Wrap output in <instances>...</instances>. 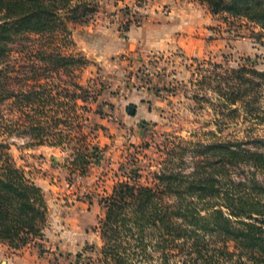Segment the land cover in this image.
I'll use <instances>...</instances> for the list:
<instances>
[{"label": "trees", "instance_id": "1", "mask_svg": "<svg viewBox=\"0 0 264 264\" xmlns=\"http://www.w3.org/2000/svg\"><path fill=\"white\" fill-rule=\"evenodd\" d=\"M193 1L214 15L244 18L264 31V0ZM92 3L0 0V106L7 102L20 113L16 120L0 122V137L21 128L29 147L72 145L70 164L82 174L94 154L72 111L76 99L85 110L88 100L96 97L82 85L73 84L81 93L76 95L46 80L49 71L70 72L89 64L82 55L63 54L52 41L70 35L69 23L85 22ZM30 36L46 43L35 57L39 64L31 65L42 73L26 79L34 84L15 90L10 82L16 77L7 62L11 46ZM214 76L223 83L213 88L218 95L211 104L216 116L264 124V70L244 64ZM215 124L218 128L208 134L216 139L224 122L215 119ZM258 147H264L261 138L179 142L168 150L152 186L118 182L101 199L97 264H264V184L255 178L257 171H264V151ZM8 151L0 138V243L17 250L43 237L48 204L42 188L15 165ZM187 159L192 169L184 172L175 161Z\"/></svg>", "mask_w": 264, "mask_h": 264}, {"label": "rangeland", "instance_id": "2", "mask_svg": "<svg viewBox=\"0 0 264 264\" xmlns=\"http://www.w3.org/2000/svg\"><path fill=\"white\" fill-rule=\"evenodd\" d=\"M121 1V10L132 14L133 6L126 0ZM91 2L93 12L86 16V21L69 23L70 35L52 41L53 47L63 54L86 57L77 48L79 37H93L98 50L105 46L110 49L126 25L139 20L130 18L129 12L128 16H116V10L105 5L106 2L116 5L117 0ZM195 6L197 13H209L206 5L197 2ZM212 15L211 37L218 38L223 30L228 39L236 41L235 44L229 42L218 59L188 58L175 50L169 53L173 55H154L147 63L130 64L125 54L136 48L130 42L128 50L125 47L121 53L124 55L88 59L85 67H76L70 72H48L46 81L51 87L58 84L59 88L79 95L73 85L79 84L96 97L95 101L88 100L85 110L80 99L74 100L76 106L72 111L88 137L94 157L82 174L70 164L72 145L29 147L28 137L21 133V128L12 135L4 133L0 137L8 145L15 165L42 188L48 204L43 237L17 250L0 243V264H97L102 245L98 222L104 214L101 199L111 194L118 182L152 186L154 174L164 166L168 150L179 142L264 140V124L251 125L242 118L216 116L211 106L218 98L213 90L219 83L215 74L244 64L264 70V31L244 18ZM100 25H106L107 29L100 30ZM41 45L44 47L46 43L38 36L22 38L12 44L7 62L11 75L16 78L10 82L11 88L26 89V84L35 82L26 79L34 76L33 73H42L41 68H31L32 64H39L35 57L40 54ZM141 98L148 99L149 109L155 112L149 115L142 107ZM0 110L1 125L20 116L7 102L1 104ZM215 119L224 122L220 124L223 131L217 133L216 139L208 134L218 128ZM75 132L79 130L76 128ZM244 145L255 148L250 143ZM259 150L264 151V147ZM175 162L184 172L192 169L189 159ZM255 178L264 184V171H257Z\"/></svg>", "mask_w": 264, "mask_h": 264}, {"label": "crops", "instance_id": "3", "mask_svg": "<svg viewBox=\"0 0 264 264\" xmlns=\"http://www.w3.org/2000/svg\"><path fill=\"white\" fill-rule=\"evenodd\" d=\"M126 2L133 6L132 14L129 10H121L123 7L121 0H117L116 5L104 3L110 9L116 10V16H128L126 14L129 12L130 18L138 17L139 20L137 23L131 22L110 49L105 46L98 50L93 37H79L76 40L77 48L88 59L104 60L107 56L124 55L121 53H124L125 47L128 50L127 45L130 42L136 46L135 51L125 54V57H128L126 62L130 64L147 63L154 55H173L169 53L175 50L188 58L218 59V56L229 47V42L234 44L236 42L228 39L223 30L218 38L211 37L213 32L209 25H212L213 15L210 11L203 15L197 13L196 1L126 0ZM104 29H107L106 25L100 28ZM118 32L116 33L119 36L120 31ZM164 52L168 54H159ZM141 104L149 115L155 112L154 109H149L148 99L141 98Z\"/></svg>", "mask_w": 264, "mask_h": 264}, {"label": "water", "instance_id": "4", "mask_svg": "<svg viewBox=\"0 0 264 264\" xmlns=\"http://www.w3.org/2000/svg\"><path fill=\"white\" fill-rule=\"evenodd\" d=\"M129 112H132V111L129 109Z\"/></svg>", "mask_w": 264, "mask_h": 264}]
</instances>
